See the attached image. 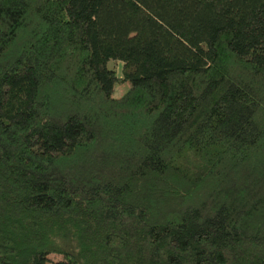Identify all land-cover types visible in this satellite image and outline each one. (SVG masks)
Wrapping results in <instances>:
<instances>
[{
  "label": "trees",
  "instance_id": "1",
  "mask_svg": "<svg viewBox=\"0 0 264 264\" xmlns=\"http://www.w3.org/2000/svg\"><path fill=\"white\" fill-rule=\"evenodd\" d=\"M0 264H264V0H0Z\"/></svg>",
  "mask_w": 264,
  "mask_h": 264
},
{
  "label": "rangeland",
  "instance_id": "2",
  "mask_svg": "<svg viewBox=\"0 0 264 264\" xmlns=\"http://www.w3.org/2000/svg\"><path fill=\"white\" fill-rule=\"evenodd\" d=\"M122 65H123L122 61L116 60V59H112L107 62V66L113 69L118 75H121ZM130 83L131 82L129 80L117 82L113 88V96H116V97L121 96L126 91L128 86H130ZM60 243L63 245H66L65 247L67 248L68 251L73 252L72 244L67 239H60ZM60 258H61V255L59 254L49 255V259L51 261L57 260Z\"/></svg>",
  "mask_w": 264,
  "mask_h": 264
}]
</instances>
